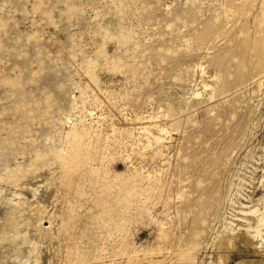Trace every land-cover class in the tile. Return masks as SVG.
Here are the masks:
<instances>
[{
	"label": "rangeland",
	"instance_id": "rangeland-1",
	"mask_svg": "<svg viewBox=\"0 0 264 264\" xmlns=\"http://www.w3.org/2000/svg\"><path fill=\"white\" fill-rule=\"evenodd\" d=\"M263 21L264 0H0V264H187L183 252L193 264L220 254L264 264V241L243 226L232 249L211 243L244 223L236 204L186 244L195 214L177 195L195 174L190 148L225 155L220 185L241 181L251 198L241 201L264 211V71L261 87L255 77L221 95L213 80L217 56L247 36L264 41ZM208 24L216 33L198 43ZM73 123L90 128L67 183L53 153L68 152ZM152 125L168 130L161 144L144 134ZM136 170L164 183L151 218L134 198L106 215L102 187ZM158 223L169 237L157 238Z\"/></svg>",
	"mask_w": 264,
	"mask_h": 264
},
{
	"label": "bare ground",
	"instance_id": "bare-ground-1",
	"mask_svg": "<svg viewBox=\"0 0 264 264\" xmlns=\"http://www.w3.org/2000/svg\"><path fill=\"white\" fill-rule=\"evenodd\" d=\"M217 27L218 26L216 24L209 25L201 33L197 34L196 36L197 39L195 38V40H197L198 43H202L204 41L206 42L207 39L209 40V38L216 33ZM232 59H235L236 61L234 68H232L231 70L230 66ZM213 65H215L214 67H216L217 69V74L214 76L213 80L216 83L217 87L220 88V95L225 94L230 90H232L233 88L246 83L248 80L249 81L253 80L255 77L256 79H254V82L258 81L257 88L261 87L260 74H262V71H264V41H262L261 43V41H258V39L250 38L247 36L246 38L237 41V44L230 47L224 55L217 56L215 58ZM206 88L207 85L206 84L203 85V89L205 90ZM198 95L199 93H195V96ZM240 119L241 121L245 120L244 115H242ZM79 123H73L68 129V131L65 133V139L69 145L68 152L63 154L61 152L53 153L54 160L60 166L63 177L67 183L70 182L71 180L70 173L72 170V166L78 163V157L80 155L79 139L82 137V135L85 136L86 134H88L87 129L90 128V127H86V125L84 127ZM242 127L243 126H240L241 129ZM144 132H145L144 133L145 136H147V138H149L151 142L157 145L159 143L161 144V142L166 138L165 135L168 133V130L161 125H152L149 128H145ZM187 149L189 150V158H187L189 160L186 163V167H191L195 172V174L194 176L192 175L193 176L192 177L189 175L188 172L185 173L186 178L184 180L183 191L179 192L180 194L177 193L179 197H181V195L184 197L185 195L184 204L182 208H184L185 211L188 213L195 214L192 217V221H191L192 226L190 227V231H191L190 239L186 244H190L194 248L195 246L197 247L199 245L198 238L201 236L202 232L204 231L203 226L206 224L207 221L206 217L212 216L216 218L217 214L221 211V207H224L225 203L229 204L230 207H232L231 205L235 206L236 204V206L239 208L237 212H239L242 215L240 219L243 220L244 223H242V225L234 226L232 225V223L227 221L228 223H226V225H223V229L219 233H217V235L211 241V243H213V245L217 248V250L228 251L229 249L233 248L234 239L236 238L235 231H237L238 228V227L236 228V226H241V227L243 226V228H245V234L247 236L251 237L252 240L254 239L258 240L259 244L263 243L264 211H261L258 208V205L252 204L251 201L248 202V204L251 205H247L242 202V201L247 202L248 199H251L248 197V195H245L247 193L244 194L243 192L244 191L243 186L245 185L241 183V181H239V183H237L236 185L233 184L232 182H227V184L228 183L229 184L227 186L225 184L224 185L225 188L223 187V185L222 186L220 185L222 181L221 171H222V167L224 170V165L226 161V159L224 160V158H226V156L220 154V156L214 155L208 159L207 158L198 159L197 156L193 153L194 151H192L190 148ZM190 154H194L195 156L194 155L190 156ZM88 171L90 175L98 174L96 168L93 169L90 167ZM138 172L139 171H137L136 173ZM154 172L141 171L139 172V174H135V177L133 178L132 181L117 180L115 185L105 184L101 189V194L103 195V197L99 201L102 207L103 206L105 207L104 209L105 211L103 210L104 213L106 215L107 214L110 215L111 213L117 214L116 209H115L116 211L111 209L112 206L114 208L119 209L122 206L123 202L130 203L131 199L134 198L137 199L138 202V206H137L138 214L140 216L146 215L147 219H150L151 218L150 210L152 209V206L155 205V203H157L153 201V197L161 190L163 191L162 187L164 185L162 180L156 175V173L154 174ZM114 189H116V191ZM193 197L194 199L197 198V201H199L197 205L198 209H195L196 210L195 212L192 211ZM155 200L157 199L155 198ZM262 200L264 202V199ZM178 220L179 219H177V221ZM158 226L160 227L158 228L159 233L157 234V238L169 237L168 235L169 231L167 232L163 228V223H158ZM179 255L182 261L188 262L187 264H193L192 262L195 261L194 257L189 253L183 252L182 254ZM75 258L80 259V256L76 254ZM226 260H227V256H223L221 254L217 256V264H225ZM152 261L153 260L148 261L150 262L149 264L158 263Z\"/></svg>",
	"mask_w": 264,
	"mask_h": 264
}]
</instances>
